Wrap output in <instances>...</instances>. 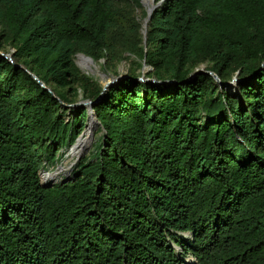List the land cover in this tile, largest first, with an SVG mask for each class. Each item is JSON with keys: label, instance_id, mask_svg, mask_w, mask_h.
<instances>
[{"label": "trees", "instance_id": "1", "mask_svg": "<svg viewBox=\"0 0 264 264\" xmlns=\"http://www.w3.org/2000/svg\"><path fill=\"white\" fill-rule=\"evenodd\" d=\"M156 2L145 40L142 0H0V264H264V0ZM78 53L128 76L45 187L103 91Z\"/></svg>", "mask_w": 264, "mask_h": 264}, {"label": "water", "instance_id": "2", "mask_svg": "<svg viewBox=\"0 0 264 264\" xmlns=\"http://www.w3.org/2000/svg\"><path fill=\"white\" fill-rule=\"evenodd\" d=\"M142 4L144 6H148V8H147V16L144 18V22H143V25H144L143 32H144L145 40H146V33H147V25H148V22L151 19V16H152L153 11L160 5V3H157L156 0H142ZM145 43H146V41H145ZM0 55L3 56V57H5L6 59H8L10 62L14 63L16 66L22 67V68L28 70L22 64H19V63L15 62V60L13 58V52L0 51ZM77 56L81 58V61H83V63H85L84 65L88 69H90L92 71V73H95L94 67H97V65L95 64V61H94V59L91 56H88V55H86L84 53H78ZM77 65L79 67H81V68L83 67V65L81 63H77ZM150 69H151V67L149 65H147L146 63H144V65L142 67V72L145 73L146 71H149ZM199 71L209 73L218 82H220V79H219L218 75L215 72L205 70L204 68H201V69H198L197 70V72H199ZM85 72L88 73V74H90L86 70H85ZM30 74L34 77V79L37 80V82L42 87H44L48 91L52 92V90L50 88H48V86L46 85V83L44 81H42L36 74H34L33 72H30ZM194 75H195V73L192 74V76H194ZM101 76L102 77H109V74H107L106 72H102L101 73ZM127 76H128V74H126V73H119L118 75H113L112 77H110L109 78V81L106 83V85L103 86V91L101 92L100 97L98 99H96V100L82 99V100H80V101H78L77 103H74V104H67L64 101L60 100V102H61L62 105H65V106H68V107H76V106L83 105V106H86L87 107V110H88V117H87L86 128L84 129V131L82 132V134L77 138L76 142L74 144H72V146L69 149L73 150L75 147H77V145H79V143L81 142L82 136L86 132V129L88 127V123H89L90 120H93L94 119L96 121V123L98 124V126H101L102 125L101 122H100V120L98 119V116H97L96 111L94 109L95 104L98 103V101L101 98V96H103L105 94V92L108 90V88L110 86H112L114 83L118 82L119 80H121L122 78L127 77ZM136 79L137 80H141V81H151V82H154V83H162L163 82V81H157L156 79H152V78L144 79L143 76L137 77ZM53 96L54 97H57L55 94H53ZM57 98L59 99V97H57ZM92 141H93V134L91 135V137H90V139L88 141V144L86 145V148L85 149H87V148H89L91 146ZM84 154L85 153L83 152V153H81L78 156V162L84 157L83 156ZM41 176H42V171H40V177ZM41 183L45 187H50V186L53 185V184H45V183H43L42 179H41Z\"/></svg>", "mask_w": 264, "mask_h": 264}, {"label": "rangeland", "instance_id": "3", "mask_svg": "<svg viewBox=\"0 0 264 264\" xmlns=\"http://www.w3.org/2000/svg\"><path fill=\"white\" fill-rule=\"evenodd\" d=\"M145 10L147 11L148 6H144ZM137 14L140 18H142L143 16V11L142 10H137ZM10 52H14V49H10ZM76 62L77 63H81V58L80 57H76ZM95 64L97 65V67H94L95 73H91L90 74L94 75L95 77H97L100 81V83L104 86L106 85V83L109 81V78L112 77V74H109V77H102L101 73L104 72V70L102 69V64L101 63H97L95 62ZM82 69L84 70V68L82 67ZM128 70H129V63L123 61L122 63H120L118 65V72L119 73H126L128 74ZM85 71V70H84ZM148 71H146L145 73H147ZM144 73V74H145ZM238 77L235 76L232 80H230L229 82H226L224 84L225 90L229 91L230 93L236 94L237 92V85H238ZM220 84H222L221 82H219ZM82 96V95H80ZM71 112L70 110L67 113V118L71 117ZM93 141L92 144L89 148H87V151L84 154V157H87L88 160H92V156L94 153H96L97 151V147L99 146V144L101 143L102 140V132H101V127L98 126V128L95 130V132L93 133ZM65 157V156H64ZM60 169L62 171V175L61 178H59L55 183L58 182H65L68 181L71 176H72V172L74 171V168L76 167L77 163H78V158H68V159H62V161H60ZM58 165V164H57ZM57 165H50L47 164L45 167V170L47 171H52L53 169H55V167H57ZM48 174H46L43 178H44V182L45 184H55V183H50L48 180ZM61 180V181H60ZM187 235V233H186ZM178 249H180L179 246H177ZM187 261H193L194 258L189 256L186 257Z\"/></svg>", "mask_w": 264, "mask_h": 264}, {"label": "bare ground", "instance_id": "4", "mask_svg": "<svg viewBox=\"0 0 264 264\" xmlns=\"http://www.w3.org/2000/svg\"><path fill=\"white\" fill-rule=\"evenodd\" d=\"M81 64L83 65L84 70L92 73V71L90 69H88L84 65L85 63H83V61H81ZM97 128H98V124L96 123V121L94 119L93 120H90L89 123H88V127L86 129V132L82 136L81 142L73 150L68 149L66 151V154H65L64 159H68V158H78V156L81 153H83V152L85 153L87 151V149H85L86 148V145L88 144V141H89L91 135L95 132V130ZM93 136H94V134H93ZM60 163L58 164V166L55 169H53L52 171L49 172L48 180H49L50 183H55L59 178H61L62 171H61V169L59 167L60 166ZM41 179H42V181H44L43 176L41 177Z\"/></svg>", "mask_w": 264, "mask_h": 264}]
</instances>
